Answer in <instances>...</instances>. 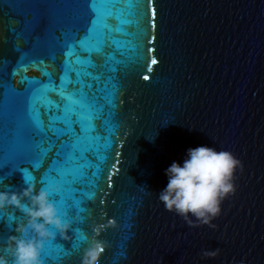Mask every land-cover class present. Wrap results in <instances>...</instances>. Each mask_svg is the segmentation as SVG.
I'll return each instance as SVG.
<instances>
[{"label":"water","instance_id":"1","mask_svg":"<svg viewBox=\"0 0 264 264\" xmlns=\"http://www.w3.org/2000/svg\"><path fill=\"white\" fill-rule=\"evenodd\" d=\"M153 6L155 28L143 22L141 27L154 41L142 38V58L116 74L117 143L87 222L89 242L71 264H81L99 223L107 227L99 239L108 243L100 264H264V0H154ZM48 24L35 0H0V87L11 80L21 88L22 75L11 74L21 60L33 58L42 59L59 83L62 55L45 31ZM33 32L39 40L26 43ZM23 74L47 82L38 66ZM200 145L231 151L243 170L221 214L210 224L195 217L189 224L166 210L158 193L171 163ZM12 166L0 151V173ZM9 180L15 191L24 187L19 174ZM4 212L16 214L15 207ZM12 223L0 220V246L17 235L12 228L18 222ZM217 249L218 255L203 256Z\"/></svg>","mask_w":264,"mask_h":264},{"label":"snow or ice","instance_id":"2","mask_svg":"<svg viewBox=\"0 0 264 264\" xmlns=\"http://www.w3.org/2000/svg\"><path fill=\"white\" fill-rule=\"evenodd\" d=\"M153 4L154 0H35L49 21L45 31L61 51L59 83L42 59L33 58L21 60L11 74L22 75L21 88L11 80L0 87V151L13 163L0 173V185L15 191L9 177L17 174L24 187L39 184L50 191L61 214L75 225L71 239L57 233L59 240L45 245L42 259L48 264H71V257L89 242L87 222L117 143L120 90L116 74L120 66L142 58V38L149 44L154 41V37L148 40L149 32L141 27L143 22L155 28ZM12 35H16L15 29ZM34 40H39L35 32L26 43ZM97 56L103 58V64L96 62ZM156 63L151 60V64ZM36 66L47 82L23 74ZM9 84L14 91H9ZM50 93L59 99H51ZM15 213L0 211V220L13 225L24 217L18 208ZM12 232L16 233L15 227ZM122 260H126V253H122Z\"/></svg>","mask_w":264,"mask_h":264},{"label":"clouds","instance_id":"3","mask_svg":"<svg viewBox=\"0 0 264 264\" xmlns=\"http://www.w3.org/2000/svg\"><path fill=\"white\" fill-rule=\"evenodd\" d=\"M238 170H243V163L231 151H218L209 145L189 148L182 162L173 161L165 170L168 182L158 198L166 210L189 224L193 223V217L210 224L221 214L222 201L235 194ZM9 207L20 209L24 217L15 227L17 235L11 236L6 246H0V264H45L42 259L45 245L57 233L71 239L73 223L61 214L49 190L34 183L19 191L0 190V211ZM105 227L103 223L95 226L96 235L84 249L81 264H100L108 247L106 241L99 239ZM218 254L219 249L205 250L203 256Z\"/></svg>","mask_w":264,"mask_h":264}]
</instances>
